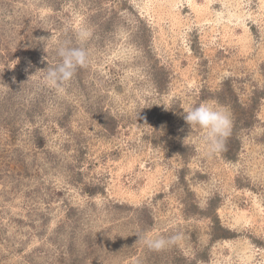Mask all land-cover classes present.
I'll return each mask as SVG.
<instances>
[{
  "label": "rangeland",
  "instance_id": "374dc122",
  "mask_svg": "<svg viewBox=\"0 0 264 264\" xmlns=\"http://www.w3.org/2000/svg\"><path fill=\"white\" fill-rule=\"evenodd\" d=\"M201 103L233 121L211 157ZM0 264H264V0H0Z\"/></svg>",
  "mask_w": 264,
  "mask_h": 264
},
{
  "label": "clouds",
  "instance_id": "9594fccd",
  "mask_svg": "<svg viewBox=\"0 0 264 264\" xmlns=\"http://www.w3.org/2000/svg\"><path fill=\"white\" fill-rule=\"evenodd\" d=\"M89 36L90 33L87 30L81 29L76 33L81 46H72L68 42L58 46L59 63L54 67H48L43 76L42 82L46 87L63 92L77 69L87 67L89 53L83 44ZM182 115L190 129L199 128L202 130L201 142L207 156L211 157L226 150V141L231 135L233 124L231 113L226 108L211 103H201L187 111L184 110ZM136 235L138 241L148 249L157 252L177 245L183 239L181 233H175L168 237L152 236L147 233H136Z\"/></svg>",
  "mask_w": 264,
  "mask_h": 264
},
{
  "label": "bare ground",
  "instance_id": "6f19581e",
  "mask_svg": "<svg viewBox=\"0 0 264 264\" xmlns=\"http://www.w3.org/2000/svg\"><path fill=\"white\" fill-rule=\"evenodd\" d=\"M181 2V1H180ZM179 4V3H178ZM173 5V4H172ZM224 5V4H223ZM228 5V4H227ZM171 6V5H170ZM171 8V7H170ZM170 10V9H169ZM203 11V10H202ZM157 179V178H156ZM153 184V183H152ZM255 209V208H254ZM256 210V209H255ZM256 214V213H255ZM244 216V212H241V216ZM242 216V217H243ZM248 218V221L251 219V221H255V215H251L250 217H246ZM260 220V219H259ZM261 223V222H260ZM263 224V223H262ZM241 238V237H240ZM226 241V240H225ZM245 254L246 253H249V252H244ZM239 254V253H238ZM246 260H249V262H254V254H249L248 256L245 257Z\"/></svg>",
  "mask_w": 264,
  "mask_h": 264
}]
</instances>
